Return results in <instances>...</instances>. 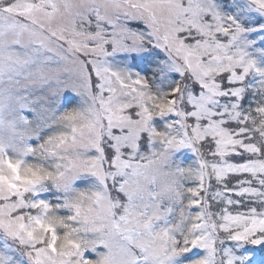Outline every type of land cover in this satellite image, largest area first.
<instances>
[{"label":"snow or ice","instance_id":"1","mask_svg":"<svg viewBox=\"0 0 264 264\" xmlns=\"http://www.w3.org/2000/svg\"><path fill=\"white\" fill-rule=\"evenodd\" d=\"M0 264H264V0H0Z\"/></svg>","mask_w":264,"mask_h":264}]
</instances>
